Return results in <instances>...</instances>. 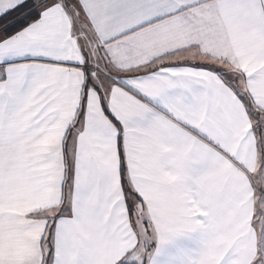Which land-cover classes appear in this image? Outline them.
Masks as SVG:
<instances>
[{
  "label": "snow or ice",
  "instance_id": "obj_1",
  "mask_svg": "<svg viewBox=\"0 0 264 264\" xmlns=\"http://www.w3.org/2000/svg\"><path fill=\"white\" fill-rule=\"evenodd\" d=\"M0 264H264V0H0Z\"/></svg>",
  "mask_w": 264,
  "mask_h": 264
}]
</instances>
